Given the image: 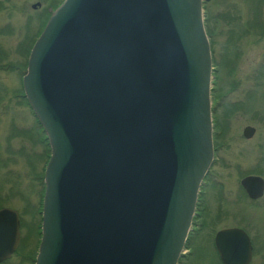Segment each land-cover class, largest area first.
Returning a JSON list of instances; mask_svg holds the SVG:
<instances>
[{
	"label": "water",
	"instance_id": "95a60500",
	"mask_svg": "<svg viewBox=\"0 0 264 264\" xmlns=\"http://www.w3.org/2000/svg\"><path fill=\"white\" fill-rule=\"evenodd\" d=\"M203 3L64 0L51 15L23 79L50 146L35 264L185 255L215 155ZM263 184L243 181L252 198ZM20 227L18 211L0 210V264L17 251ZM215 247L223 264L252 262L241 228L219 231Z\"/></svg>",
	"mask_w": 264,
	"mask_h": 264
},
{
	"label": "rangeland",
	"instance_id": "374dc122",
	"mask_svg": "<svg viewBox=\"0 0 264 264\" xmlns=\"http://www.w3.org/2000/svg\"><path fill=\"white\" fill-rule=\"evenodd\" d=\"M8 1L11 6L0 14V208L16 210L22 219V246L8 264H35L49 143L31 107L17 97L22 92L21 70L27 68L19 71L6 64H23L15 51L21 36L27 38L26 22L33 20L36 42L64 0ZM205 9L216 66L212 98L218 151L179 264H223L215 236L233 227L254 240L251 264H264V199L252 203L243 197L240 176L245 172L237 168L243 164L264 171V36L253 29L264 23V0H205ZM11 25L19 28V36L6 32ZM239 101L241 107L235 104ZM246 112L250 114H242ZM252 122L258 133L253 141H243L241 130Z\"/></svg>",
	"mask_w": 264,
	"mask_h": 264
},
{
	"label": "flooded vegetation",
	"instance_id": "af4514ba",
	"mask_svg": "<svg viewBox=\"0 0 264 264\" xmlns=\"http://www.w3.org/2000/svg\"><path fill=\"white\" fill-rule=\"evenodd\" d=\"M204 3H205V1H204ZM11 5L9 4V1L8 0H0V14L4 11V9L5 8H8V7H10ZM30 7L32 8V9H35V4L34 3H32L31 5H30ZM52 11V9L50 10V12ZM32 24H33V20H31V19H29L27 22H26V24H25V27H24V30H25V32H26V35H27V38H24V36L22 35L21 37V43H20V45L18 44L17 45V47H16V55L18 56V57H20L21 59H22V62H23V64H20V67H18L17 65H12V64H6L7 65V67H13V68H15V69H18L19 71L21 70V68L23 67L24 68V66L28 69V63H29V59H30V56H31V53H32V51H33V48H34V45H35V37H34V33H33V30H32ZM259 27V28H258ZM205 28H206V33H207V36H208V39H209V42H210V46H211V52H212V62H213V79H212V90H214V88H213V83H214V73L216 72L215 71V64H214V51H213V42H212V34H211V32H210V30H209V28L207 27V25H206V23H205ZM253 29L255 30H257V29H260L262 32H261V35L262 36H264V23L262 24V23H260V24H258V26H254L253 27ZM20 30H19V28L17 27V26H15V25H11L10 27H7V30H6V32L9 34V35H18L19 36V34H20V32H19ZM1 52H2V50H1ZM0 52V55H2V53ZM3 55H4V52H3ZM1 57V56H0ZM7 57V56H6ZM26 70V69H25ZM25 70H21V72H22V77H21V87H22V92H21V94L19 95V96H17V97H21V98H23V99H25L26 100V102H27V105H29V103H28V100L26 99V97H25V93H24V87H23V79H24V75H25ZM212 93H213V91H211V100H212V120H213V141H214V150H215V155H214V162H213V164H212V166L214 165V163H215V161H216V153H217V151H218V147H217V144H216V131H215V127H216V123H215V102L213 101V98H212ZM237 106L238 105H240L241 104V102L239 101V102H236L235 103ZM30 106V105H29ZM238 107H241V106H238ZM240 112V111H239ZM32 114L34 115V112H33V110H32ZM242 114H250V113H248V112H246V113H242ZM262 115V114H261ZM262 121H264V118L262 117ZM252 123H254V125H252V124H247V125H245L244 127H243V129L241 130V132H242V140L243 141H253L254 139H255V136L257 135V133H258V129H257V127L255 126V122H252ZM261 148H263V150H264V142H262L261 143ZM237 168H238V170L241 172V173H243V172H245V173H243V174H241V176H240V188H241V191H242V195H243V197L246 199V200H248V201H250V202H252V203H258V202H260V201H262L263 199H264V184H263V193H262V196H260V197H258V198H252V197H250V195L248 194V192H247V190L245 189V187H244V185H243V181L244 180H246L247 178H250V177H258V178H261L263 181H264V171L263 172H261V171H257V170H255V169H253V168H250V167H246L245 165H243V164H238L237 165ZM212 169V168H211ZM211 169H210V171H211ZM209 175V174H208ZM208 177V176H207ZM207 177H206V179H207ZM204 184V183H203ZM257 184V187L258 186H260L259 185V183L257 182L256 183ZM202 187H203V185H202ZM202 189V188H201ZM200 194H201V192H200ZM0 209H3V208H0ZM196 216H197V213H196ZM196 218V217H195ZM20 220H21V226H22V219H21V217H20ZM195 221V220H194ZM233 228H237V227H233ZM228 229V228H227ZM248 233V232H247ZM190 236H191V234H190ZM250 236V235H249ZM22 237V236H21ZM251 238V237H250ZM22 239H21V243H20V246H22L21 244H22ZM251 241H252V245H253V254H254V250H255V246H254V240H253V238H251ZM20 246H19V248H20ZM19 248H18V250H19ZM18 250H17V252H18ZM17 252H15L14 254H13V256H15L16 255V253ZM13 256H12V258L11 259H8V260H6L5 262H3V263H1V264H8L12 259H13Z\"/></svg>",
	"mask_w": 264,
	"mask_h": 264
},
{
	"label": "bare ground",
	"instance_id": "6f19581e",
	"mask_svg": "<svg viewBox=\"0 0 264 264\" xmlns=\"http://www.w3.org/2000/svg\"><path fill=\"white\" fill-rule=\"evenodd\" d=\"M211 168H212V167H211ZM211 168H210V169H211ZM209 172H210V171H209ZM209 172H208V174H209ZM208 174H207V176H208ZM207 176H206V177H207ZM205 179H206V178H205Z\"/></svg>",
	"mask_w": 264,
	"mask_h": 264
},
{
	"label": "trees",
	"instance_id": "16d2710c",
	"mask_svg": "<svg viewBox=\"0 0 264 264\" xmlns=\"http://www.w3.org/2000/svg\"><path fill=\"white\" fill-rule=\"evenodd\" d=\"M196 219V218H195Z\"/></svg>",
	"mask_w": 264,
	"mask_h": 264
}]
</instances>
